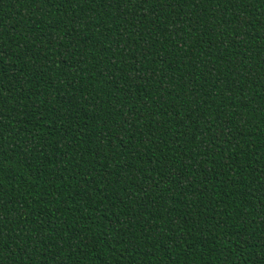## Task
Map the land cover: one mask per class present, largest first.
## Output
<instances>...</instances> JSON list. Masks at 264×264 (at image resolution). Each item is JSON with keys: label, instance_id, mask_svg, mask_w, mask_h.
<instances>
[{"label": "trees", "instance_id": "trees-1", "mask_svg": "<svg viewBox=\"0 0 264 264\" xmlns=\"http://www.w3.org/2000/svg\"><path fill=\"white\" fill-rule=\"evenodd\" d=\"M0 264H264V0H0Z\"/></svg>", "mask_w": 264, "mask_h": 264}]
</instances>
